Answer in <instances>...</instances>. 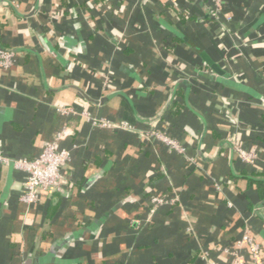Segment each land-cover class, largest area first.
Instances as JSON below:
<instances>
[{"label":"crops","instance_id":"0c3cea01","mask_svg":"<svg viewBox=\"0 0 264 264\" xmlns=\"http://www.w3.org/2000/svg\"><path fill=\"white\" fill-rule=\"evenodd\" d=\"M211 8L0 0V48L14 52L0 66V150L32 159L57 140L71 153L64 191L34 203L26 173L0 162V264H232L239 241L254 264L243 239L250 229L264 249V196L247 177L264 171V0ZM200 51L258 95L222 83ZM153 195L177 201L153 208Z\"/></svg>","mask_w":264,"mask_h":264},{"label":"built area","instance_id":"2783aa9c","mask_svg":"<svg viewBox=\"0 0 264 264\" xmlns=\"http://www.w3.org/2000/svg\"><path fill=\"white\" fill-rule=\"evenodd\" d=\"M224 1L211 0V15L213 18L216 19L219 17ZM13 60L14 52L11 49L0 48V66L7 67L12 64ZM62 110L67 111L65 108ZM100 123L105 127H120L108 121H101ZM148 135L155 142L166 145L176 153L181 154L186 152V148L165 130L152 128L148 132ZM61 136L62 134H59L58 138ZM233 147L244 163L253 165L259 160V152L257 149H247L242 143L238 142H234ZM70 154L68 149L61 148L58 145V141L55 140L47 143L40 155L32 159H12L0 150V162L8 165L13 163L14 167L26 173L24 192L21 200L26 203H34L39 200L42 191H64L63 186L66 180L63 174V167L69 160ZM176 201L177 197L174 195H153L150 198V205L153 208H158L173 205ZM243 240L248 244L250 258L253 263L264 264V249L254 239L250 229L245 233ZM240 244L241 242L239 241L235 248H231L233 255L232 264H245V257L239 250ZM203 260V264H226L211 262L205 256H203Z\"/></svg>","mask_w":264,"mask_h":264},{"label":"water","instance_id":"95a60500","mask_svg":"<svg viewBox=\"0 0 264 264\" xmlns=\"http://www.w3.org/2000/svg\"><path fill=\"white\" fill-rule=\"evenodd\" d=\"M200 55L204 62L210 67V69L218 75L219 80L227 85L237 87L241 91L251 95L257 96V92L252 88L249 87L241 82H239L235 77L231 76L225 69H223L219 64L214 62L212 58L204 51H200ZM13 166V163H10ZM1 207V202H0Z\"/></svg>","mask_w":264,"mask_h":264},{"label":"trees","instance_id":"16d2710c","mask_svg":"<svg viewBox=\"0 0 264 264\" xmlns=\"http://www.w3.org/2000/svg\"><path fill=\"white\" fill-rule=\"evenodd\" d=\"M247 177H248V180H249V182L251 184H256L258 186V188H261L262 194L264 196L263 185H261V184L264 183V171L261 172V173H255V174L251 173V174H248ZM51 211L53 213L54 212V209L52 210V208H51ZM52 213L50 214V216H52Z\"/></svg>","mask_w":264,"mask_h":264}]
</instances>
